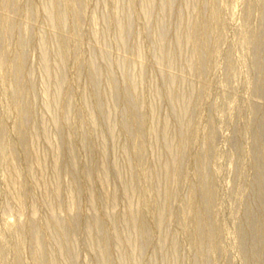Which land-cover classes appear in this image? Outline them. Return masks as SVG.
Here are the masks:
<instances>
[{"label":"rangeland","instance_id":"374dc122","mask_svg":"<svg viewBox=\"0 0 264 264\" xmlns=\"http://www.w3.org/2000/svg\"><path fill=\"white\" fill-rule=\"evenodd\" d=\"M0 264H264V0H0Z\"/></svg>","mask_w":264,"mask_h":264}]
</instances>
